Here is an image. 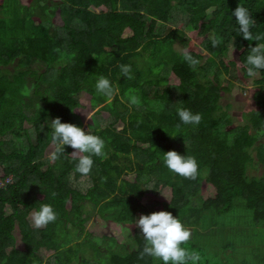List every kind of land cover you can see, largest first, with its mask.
Instances as JSON below:
<instances>
[{"label": "trees", "instance_id": "16d2710c", "mask_svg": "<svg viewBox=\"0 0 264 264\" xmlns=\"http://www.w3.org/2000/svg\"><path fill=\"white\" fill-rule=\"evenodd\" d=\"M1 1L0 264H90L84 252L91 259L121 248L107 264H163L138 258L145 241L135 220L155 211H169L191 229L183 246L210 264L202 236L216 230L199 233L203 214L210 215L214 228L216 218L239 206L241 218L247 214V224L255 229L251 252L259 251L256 264H264L259 246L264 240H257L258 228H264V173L248 174L258 165L264 168V146L257 144V133L264 129V70L253 81L257 108L242 126L233 125L220 105L230 92L221 85L222 73L239 67L249 77L246 57L256 43H264L243 39L232 12L238 4L245 6L256 21L253 34L264 35V0ZM175 8L187 17L181 27L189 25L203 36V47L189 50L200 61L195 68L174 48L184 36L181 28L164 35L155 31L158 23L171 21ZM56 13L60 25L54 23ZM213 36L221 38L216 47ZM233 44L238 60L227 64ZM120 65H131L132 79L121 74ZM100 75L119 87L111 99L96 91ZM84 93L93 114H107L103 126L91 118L90 131L105 140L107 158L94 156L87 176L75 171L78 159L71 147L66 145L55 162L45 154L52 145V119L82 127L79 95ZM132 96L139 98L138 105L131 103ZM180 108L201 113L200 124H182ZM169 150L196 157V180L168 170L163 156ZM82 178L89 181L84 190L77 184ZM164 188L170 189L169 201L143 202L145 194L156 196ZM41 203L51 204L58 218L36 229L31 213ZM85 205L107 222L129 224L135 248L112 237L92 238L85 230L90 219ZM233 262L247 264L235 254Z\"/></svg>", "mask_w": 264, "mask_h": 264}, {"label": "clouds", "instance_id": "9594fccd", "mask_svg": "<svg viewBox=\"0 0 264 264\" xmlns=\"http://www.w3.org/2000/svg\"><path fill=\"white\" fill-rule=\"evenodd\" d=\"M232 16L239 26V34L243 39L249 41L264 40V35L252 32L256 25L249 10L238 4L232 12ZM212 46L216 47L221 38L213 36L211 38ZM234 51V44L232 53ZM180 54L183 59L195 68L200 61L195 59L188 49H182ZM247 75L256 78L260 70H264V43H256L255 47L250 48L246 57ZM121 74L127 79H132L131 65H120ZM95 88L97 93L111 99L118 91L119 87L113 86L112 82L100 75L96 81ZM137 96L131 97L132 104H139ZM179 120L184 125H199L203 116L201 113H194L189 108H180L177 110ZM90 120V118H87ZM51 143L54 150L49 155V160L55 162L65 153V146L73 149L72 155L78 159L75 171L83 176L90 174L94 160L93 157L107 158L105 149V140L98 135L93 134L89 129L85 131L81 127L73 124L61 122L59 117L51 121ZM181 125L177 124L179 128ZM175 137V136H172ZM163 163L169 171L188 180H196L199 172V163L194 155H181L177 151L169 150L164 152ZM55 195V194H53ZM58 214L54 207L48 203H41L39 210L31 213L32 225L36 229L47 227L54 223ZM137 227L145 241L143 249L138 253V258L145 256L153 257L163 262V264H199L202 257L196 250L189 249L183 245L191 239V229L184 225L181 220L169 211H155L148 215H140L135 220Z\"/></svg>", "mask_w": 264, "mask_h": 264}, {"label": "rangeland", "instance_id": "374dc122", "mask_svg": "<svg viewBox=\"0 0 264 264\" xmlns=\"http://www.w3.org/2000/svg\"><path fill=\"white\" fill-rule=\"evenodd\" d=\"M0 2L2 1L0 0ZM51 2H58V0H51ZM184 16L185 15L183 14V12L180 11V8H175L174 10H172L171 21H168L165 24L158 23L155 31L159 34L164 35L170 28L179 27L184 32V36L179 38L175 42V50L181 52L182 49H188L197 52L200 48L203 47V36L199 35L196 31H192L189 28V25L185 28L181 27L182 25H185L184 23L187 22V17L184 18ZM53 20L55 24L60 25L61 22L57 13L55 14ZM231 60L237 61L238 54L235 52L232 53V49L230 48L227 53L225 63L229 64V61ZM201 67H203V65ZM36 69L38 72H40L41 70L39 67H37ZM167 70L168 68L165 71ZM228 74L229 75L222 73L220 77L221 85L223 87H230V92L224 93V95L222 96L220 100V105L222 107V110L226 111L229 117L232 118L233 125L242 126L243 123L248 119L251 111L257 108L252 99V96L255 93L253 85L254 78L245 77L243 71L239 67L235 71H228ZM208 77L212 79V71L209 72ZM198 79L201 82H204V75H200ZM262 96H264V93ZM88 97L89 96L85 93L79 95V102L81 103V109L79 111L81 114L80 119L82 122L81 128L85 131H87L88 129L90 130V127L92 125L91 118L93 116L96 118L98 124L101 126L105 125L107 116L106 113H101L98 116L93 114V111L88 102ZM127 106L128 108H131L129 104ZM87 118H90V120ZM257 136V144L264 146V129H262L261 132L257 133ZM52 151L53 145H51L45 152L46 158L48 160L49 155ZM252 156L254 157V151H252ZM263 173L264 168L259 165L258 169H249L248 171V174L258 177L260 175H263ZM203 174L205 176L207 174V171H204ZM77 184L79 188L84 190L89 185V181L87 178H82L77 182ZM170 197V189L164 188L160 190L159 194L156 196L145 194L143 197V202L146 204L150 203L153 198H156L162 202H167L170 200ZM82 210L88 211L90 219L87 222L85 230L91 234L92 238H103L104 236H106L107 238L112 237L116 242H119L120 245H125L129 250L135 248V244L130 232L131 227L129 226V224H114L112 222H107L106 220L100 218V216L95 212V209H93L91 205L82 206ZM242 211L243 209L239 206L236 208L235 211H232L229 214L216 218L218 224L217 227L214 228H211L209 226L210 215L208 213H205L204 217L203 214L202 221L200 222L198 227L199 233H210L216 230L214 234L202 236V243L207 248V258L210 260V264H229V262L233 260L234 254L236 255V259L238 260V262L245 261V263L247 264H256V254L259 251L255 249L253 252H251V249L253 248L252 246L254 245L252 241L257 238L253 236L255 229L251 228L250 225L247 224V214L243 218H241ZM258 232H260V236H258L259 238L257 240H264V228H258ZM80 239H82V236L76 238L75 240ZM98 241L100 242L102 240L98 239ZM111 245L112 244H110V246ZM259 246L261 248L264 247V243L259 244ZM116 248L117 245L114 247V249ZM122 249L123 248L119 249V251ZM119 251L117 250L112 252L120 253ZM111 253H104L103 256L100 255L98 258H96L94 254V258L91 257V259L90 254L84 252L83 255L86 260L89 259L87 262L90 261V264H107Z\"/></svg>", "mask_w": 264, "mask_h": 264}, {"label": "built area", "instance_id": "2783aa9c", "mask_svg": "<svg viewBox=\"0 0 264 264\" xmlns=\"http://www.w3.org/2000/svg\"><path fill=\"white\" fill-rule=\"evenodd\" d=\"M11 177H9L8 179L5 180V182H10ZM0 185H3V182H0Z\"/></svg>", "mask_w": 264, "mask_h": 264}]
</instances>
